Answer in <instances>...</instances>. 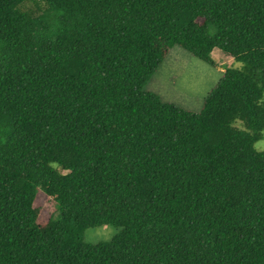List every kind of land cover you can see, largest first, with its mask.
<instances>
[{
	"label": "trees",
	"instance_id": "obj_1",
	"mask_svg": "<svg viewBox=\"0 0 264 264\" xmlns=\"http://www.w3.org/2000/svg\"><path fill=\"white\" fill-rule=\"evenodd\" d=\"M28 1L0 0V264H264V0ZM174 46L243 66L191 112L143 91Z\"/></svg>",
	"mask_w": 264,
	"mask_h": 264
},
{
	"label": "rangeland",
	"instance_id": "obj_2",
	"mask_svg": "<svg viewBox=\"0 0 264 264\" xmlns=\"http://www.w3.org/2000/svg\"><path fill=\"white\" fill-rule=\"evenodd\" d=\"M32 1L26 2L23 8L27 9L34 6L35 3ZM38 4L43 6L39 1ZM209 56L216 65L212 66L197 59L179 46L172 47L169 50L168 57L164 58L151 78L143 86V91L156 92L165 102L172 103L191 112H198L201 109L204 96L222 77L221 68H241L243 66L242 62L217 49L211 51ZM258 141H264V131L262 138ZM255 148L262 150L264 146ZM38 195L41 197L42 202L41 212L45 216L52 215L56 217L57 212L53 201L40 193ZM115 232L116 228L110 225L90 227L85 230L84 238L87 242L93 243L100 240H108Z\"/></svg>",
	"mask_w": 264,
	"mask_h": 264
},
{
	"label": "clouds",
	"instance_id": "obj_3",
	"mask_svg": "<svg viewBox=\"0 0 264 264\" xmlns=\"http://www.w3.org/2000/svg\"><path fill=\"white\" fill-rule=\"evenodd\" d=\"M261 99H264V97H261ZM257 146H264V141H258L254 147H257Z\"/></svg>",
	"mask_w": 264,
	"mask_h": 264
},
{
	"label": "crops",
	"instance_id": "obj_4",
	"mask_svg": "<svg viewBox=\"0 0 264 264\" xmlns=\"http://www.w3.org/2000/svg\"><path fill=\"white\" fill-rule=\"evenodd\" d=\"M168 55H169V53L167 54V56H166V57H168ZM166 57H165V58H166ZM221 70L223 71V68H221ZM155 93H156V92H155Z\"/></svg>",
	"mask_w": 264,
	"mask_h": 264
}]
</instances>
